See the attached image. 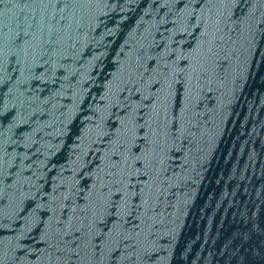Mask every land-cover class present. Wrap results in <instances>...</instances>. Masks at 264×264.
Returning a JSON list of instances; mask_svg holds the SVG:
<instances>
[{
	"label": "water",
	"instance_id": "1",
	"mask_svg": "<svg viewBox=\"0 0 264 264\" xmlns=\"http://www.w3.org/2000/svg\"><path fill=\"white\" fill-rule=\"evenodd\" d=\"M0 264H264V0H0Z\"/></svg>",
	"mask_w": 264,
	"mask_h": 264
}]
</instances>
